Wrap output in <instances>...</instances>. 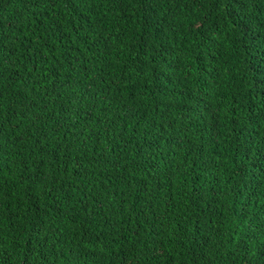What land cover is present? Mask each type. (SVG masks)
<instances>
[{"label":"trees","instance_id":"obj_1","mask_svg":"<svg viewBox=\"0 0 264 264\" xmlns=\"http://www.w3.org/2000/svg\"><path fill=\"white\" fill-rule=\"evenodd\" d=\"M0 264H264V0H0Z\"/></svg>","mask_w":264,"mask_h":264}]
</instances>
